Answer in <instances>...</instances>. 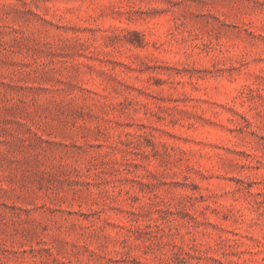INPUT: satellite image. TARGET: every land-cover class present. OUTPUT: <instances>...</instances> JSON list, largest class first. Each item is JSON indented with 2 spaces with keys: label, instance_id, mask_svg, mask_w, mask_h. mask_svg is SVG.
<instances>
[{
  "label": "rangeland",
  "instance_id": "rangeland-1",
  "mask_svg": "<svg viewBox=\"0 0 264 264\" xmlns=\"http://www.w3.org/2000/svg\"><path fill=\"white\" fill-rule=\"evenodd\" d=\"M0 264H264V0H0Z\"/></svg>",
  "mask_w": 264,
  "mask_h": 264
}]
</instances>
